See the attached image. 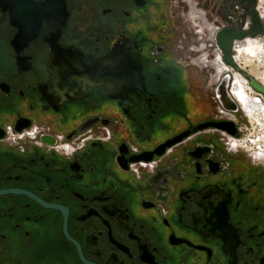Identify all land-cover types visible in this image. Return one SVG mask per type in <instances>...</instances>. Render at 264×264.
I'll return each instance as SVG.
<instances>
[{
	"label": "flooded vegetation",
	"instance_id": "flooded-vegetation-1",
	"mask_svg": "<svg viewBox=\"0 0 264 264\" xmlns=\"http://www.w3.org/2000/svg\"><path fill=\"white\" fill-rule=\"evenodd\" d=\"M188 1L245 34L218 84ZM263 80L264 0H0V264H264V160L230 144Z\"/></svg>",
	"mask_w": 264,
	"mask_h": 264
},
{
	"label": "built area",
	"instance_id": "built-area-1",
	"mask_svg": "<svg viewBox=\"0 0 264 264\" xmlns=\"http://www.w3.org/2000/svg\"><path fill=\"white\" fill-rule=\"evenodd\" d=\"M187 4L189 6L188 11L182 14L186 31L183 32L180 45L178 47L179 49H182L186 46L185 42L188 41L187 49L188 54H190L187 57L188 63L198 68H209L213 70V80H215L218 84L225 74H229L232 71V69L224 62V52L218 44L220 27L210 22L206 13L199 9L195 2L188 1ZM242 46L243 45H241V47ZM221 62H224L228 66V70L226 72H221L220 68L223 66ZM217 72L221 76H217ZM223 73L225 74L222 75ZM231 86L233 87V85ZM232 87H230L231 95ZM219 112L222 115H226V113L221 109H219ZM247 137L250 136L244 135L239 138H233L230 143L231 147L235 150L246 151L249 155L253 156V158H259L258 152L250 151L245 148L247 144Z\"/></svg>",
	"mask_w": 264,
	"mask_h": 264
},
{
	"label": "water",
	"instance_id": "water-1",
	"mask_svg": "<svg viewBox=\"0 0 264 264\" xmlns=\"http://www.w3.org/2000/svg\"><path fill=\"white\" fill-rule=\"evenodd\" d=\"M254 22L256 24L257 30L258 32H263V28L262 25L260 24V21L256 15V13L254 12ZM245 36V34L238 32L234 29H227L224 30L223 32L220 33L219 35V44L221 46V48L225 51L226 53V61L229 64H232V59H231V48H232V41L235 38H243ZM114 57H117V53L114 51L110 56L107 57V59L112 60ZM106 59V60H107ZM109 63V62H106ZM102 67H100V66ZM113 65V64H111ZM91 66L92 69H88L87 72L91 73V75L98 73L99 71L96 70V67H100L101 68V72H106V68H107V64L101 63V64H95V65H89ZM105 66V69H104ZM127 67H128V72H135L137 69V65L135 63H131L128 62L127 63ZM104 69V70H103ZM228 85H229V78L224 79L223 83L220 85L219 89H218V95L222 101L223 106L230 111H234L236 109L234 103L232 102L230 95L228 93ZM253 85L259 89L260 91L264 92V89H262L259 85L255 84L253 82ZM225 125H233L230 123H222L221 125H217L218 127H220L222 130H226L228 129L227 126ZM232 135H234L236 132H233L232 130L229 131Z\"/></svg>",
	"mask_w": 264,
	"mask_h": 264
},
{
	"label": "bare ground",
	"instance_id": "bare-ground-1",
	"mask_svg": "<svg viewBox=\"0 0 264 264\" xmlns=\"http://www.w3.org/2000/svg\"><path fill=\"white\" fill-rule=\"evenodd\" d=\"M263 83H264V80H263ZM258 109H259L258 106L254 107L253 110L255 111V113L248 114L247 118L249 120V123L251 124V128H252V124L259 126L260 133L258 134V136L254 137L253 133H255V129H252V131L249 135L250 137H247V144H246L245 148H247L250 151L258 152L259 153L258 157L260 159L264 160V121H263L262 117L260 115H258V114H260L259 113L260 110H258ZM258 145L260 147H258ZM244 152L246 153V151H244Z\"/></svg>",
	"mask_w": 264,
	"mask_h": 264
},
{
	"label": "rangeland",
	"instance_id": "rangeland-1",
	"mask_svg": "<svg viewBox=\"0 0 264 264\" xmlns=\"http://www.w3.org/2000/svg\"><path fill=\"white\" fill-rule=\"evenodd\" d=\"M205 3V2H204ZM213 13H214V11H213ZM216 14V13H215ZM214 14V15H215ZM190 64V63H189ZM192 65V64H191ZM195 67V66H194ZM191 68H193V67H191ZM198 68V67H197ZM194 69H196V68H194ZM201 71H205V70H209V69H204V68H199ZM203 69V70H202ZM252 129H255V133H253L254 134V137H256V136H258V134L260 133V131H259V126L258 125H255V124H252V128L251 127H249V130H247L246 131V136H248V135H250V133H251V131H252ZM253 137V138H254ZM258 147H260L259 145H258Z\"/></svg>",
	"mask_w": 264,
	"mask_h": 264
}]
</instances>
